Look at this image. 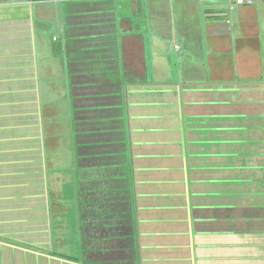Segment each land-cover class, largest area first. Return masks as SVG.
<instances>
[{
	"label": "crops",
	"instance_id": "crops-1",
	"mask_svg": "<svg viewBox=\"0 0 264 264\" xmlns=\"http://www.w3.org/2000/svg\"><path fill=\"white\" fill-rule=\"evenodd\" d=\"M99 262L264 264V0H0V264Z\"/></svg>",
	"mask_w": 264,
	"mask_h": 264
},
{
	"label": "rangeland",
	"instance_id": "rangeland-1",
	"mask_svg": "<svg viewBox=\"0 0 264 264\" xmlns=\"http://www.w3.org/2000/svg\"><path fill=\"white\" fill-rule=\"evenodd\" d=\"M85 3H86V2H85ZM103 4H105V7H106L107 4H108V2H103L102 4L99 3V5H103ZM89 5H91V4H89ZM84 7H85V5H84ZM84 11L87 12V10H85V9H84ZM65 12H66V11H65ZM100 129H101V132H102V133L100 132V133L102 134L101 136H102V137H105L104 135H105V134H108V125H106V123L102 122V124H101V126H100ZM103 141H104V140H102V142H103ZM103 143H104V142H103ZM96 262H97V261H96ZM94 264H96V263H94ZM98 264H100V262H99ZM104 264H105V263H104Z\"/></svg>",
	"mask_w": 264,
	"mask_h": 264
},
{
	"label": "built area",
	"instance_id": "built-area-1",
	"mask_svg": "<svg viewBox=\"0 0 264 264\" xmlns=\"http://www.w3.org/2000/svg\"><path fill=\"white\" fill-rule=\"evenodd\" d=\"M257 0H235V5H253Z\"/></svg>",
	"mask_w": 264,
	"mask_h": 264
}]
</instances>
